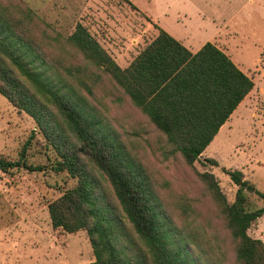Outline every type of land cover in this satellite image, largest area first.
I'll use <instances>...</instances> for the list:
<instances>
[{
    "label": "trees",
    "instance_id": "trees-1",
    "mask_svg": "<svg viewBox=\"0 0 264 264\" xmlns=\"http://www.w3.org/2000/svg\"><path fill=\"white\" fill-rule=\"evenodd\" d=\"M33 21L31 8L15 12L0 0V93L34 118L60 158L55 170L77 179L49 203L52 226L86 230L95 255L90 264H203V240L176 223L144 165L74 82L92 93L86 79L101 75L89 65L108 73L165 134L170 153L193 166L252 91L253 78L215 43L193 52L157 24L158 35L123 68L79 23L68 42L86 64L65 66L35 39ZM25 156L26 147L17 161L0 157V170L42 169ZM226 172L238 185L232 203L213 173L200 176L236 243L237 261L264 264V240L249 233L264 207L249 208L247 192L264 193L241 170ZM100 176L110 182L117 205L106 199ZM176 208L187 216L198 210L185 201Z\"/></svg>",
    "mask_w": 264,
    "mask_h": 264
},
{
    "label": "rangeland",
    "instance_id": "rangeland-1",
    "mask_svg": "<svg viewBox=\"0 0 264 264\" xmlns=\"http://www.w3.org/2000/svg\"><path fill=\"white\" fill-rule=\"evenodd\" d=\"M2 2L15 12L32 9L35 39L49 49L51 58L65 66L86 64L83 55L68 42L79 23L123 68L158 35L157 24L193 52L207 42L215 43L253 78L252 91L193 166L187 165L179 153H170L165 134L108 73L89 65L91 71L101 75L96 81L86 79L92 93L74 82L102 113L106 126L116 131L144 165L176 223L203 240L206 252L202 255L196 250L201 254L200 261L240 264L236 243L200 173L215 175L229 203L235 200L238 185L226 170H241L244 178L264 193V0ZM25 147L27 163L42 169L20 166L9 172L0 170V264H90L95 255L87 231L69 233L54 228L48 207L77 179L67 170H55L60 158L34 118L0 93V157L17 161ZM208 159H215L217 164ZM101 180L106 199L117 205L110 182L105 177ZM247 196L249 208L264 207V197L254 190ZM180 201L197 207V214H183L176 208ZM249 233L264 240V216Z\"/></svg>",
    "mask_w": 264,
    "mask_h": 264
},
{
    "label": "crops",
    "instance_id": "crops-1",
    "mask_svg": "<svg viewBox=\"0 0 264 264\" xmlns=\"http://www.w3.org/2000/svg\"><path fill=\"white\" fill-rule=\"evenodd\" d=\"M183 14H184V16H187L185 13H183ZM151 15H154V14H153V13H151ZM160 17H161V15H158V16H157V19H160ZM180 17H181V15H180ZM180 17H179V18H180ZM164 29L167 31V29H166V28H164ZM158 33H159V32H158ZM178 37H180V36H178Z\"/></svg>",
    "mask_w": 264,
    "mask_h": 264
}]
</instances>
